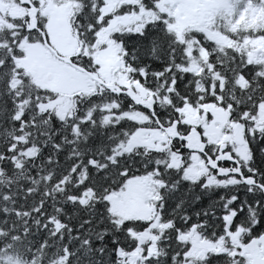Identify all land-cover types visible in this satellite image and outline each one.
<instances>
[{
    "label": "trees",
    "instance_id": "1",
    "mask_svg": "<svg viewBox=\"0 0 264 264\" xmlns=\"http://www.w3.org/2000/svg\"><path fill=\"white\" fill-rule=\"evenodd\" d=\"M3 1L0 264H249L240 246L264 232V189L242 180L207 182L206 174H198L202 159L165 170L173 148L127 144L140 129L180 120L185 104L216 103L243 123L248 174L264 186V121L252 120L264 103V48L255 47L264 44V0H226L211 10L205 28L213 27L223 40L205 28L179 30L172 7L162 0L123 2L108 13V0H35L41 8L51 4L65 11L79 43L69 58L99 78L93 47L100 31L115 15L144 11L142 25L118 24L109 32L130 85L101 77L113 88L96 81L88 91L69 94L72 108L65 116L43 107L60 94L41 87L19 62L26 43L44 42L45 17L38 22L42 31H29L26 13L11 12L19 3ZM134 82L153 94L155 115L132 98ZM189 126L181 123L179 131ZM171 142H183V156L191 154L183 138ZM147 172L162 179V186L153 185L160 198V225L154 227L145 217L123 216L110 198L128 179ZM191 229L219 249L192 253V239L184 236ZM145 230L154 238L140 240Z\"/></svg>",
    "mask_w": 264,
    "mask_h": 264
},
{
    "label": "rangeland",
    "instance_id": "2",
    "mask_svg": "<svg viewBox=\"0 0 264 264\" xmlns=\"http://www.w3.org/2000/svg\"><path fill=\"white\" fill-rule=\"evenodd\" d=\"M128 1L134 0H108L103 12H112L123 2ZM40 2H43V0H40ZM165 3L170 4L172 7L175 16V26L179 30L186 26L193 28H205L209 26L206 20L208 13L217 7L227 5L226 0H162L161 4L163 5ZM5 6V2L0 0V7ZM45 9V14L48 17L44 28L47 39L46 41L43 40V43H26V55L19 59V62L20 65L29 71L31 76L41 85V87L50 88L60 94L59 98L46 102L43 107L56 109L58 115L65 116L67 113L69 114L71 112L72 108L68 95L77 90L88 91L91 88L96 87V81L99 79L96 74L91 73L90 75H87L83 70L75 66V64L71 65L65 63L64 60L62 61V59L56 57V55H61L65 58L67 55L74 54L78 50L79 43L72 32L65 11L59 8H54L51 4H47ZM11 12L16 15L25 12V8L21 5H14ZM143 14L144 11H141V13H125L121 16L115 15L110 21V24L100 31L97 43L93 47V56L95 61L99 64L100 78L102 77L104 81L123 86L130 85L128 75L124 71L125 65L120 54V46L110 37L109 32L111 28L116 27L118 24H125L127 26L142 25L144 18ZM212 28L213 27L210 26L205 28V30L210 36L223 40L224 35L214 31ZM45 42H49L54 51H52ZM255 47L258 51H262L264 44L260 40ZM41 65L46 66L47 70L52 72L53 76L51 79L45 78V75L42 77L38 75V67ZM43 77L45 79H43ZM134 88L136 91L131 92L133 95L132 98L141 105H143L144 100L153 95L150 94L140 83L134 82ZM151 113L155 115L154 109ZM179 113V124L185 123L190 125L187 128V131L192 126L197 129L201 128L209 142L219 143L220 145L225 143L233 144L235 151H220L223 153L229 152L230 155L236 159V161L230 159L227 160L238 163V157L231 152L238 154L241 159H248V142L243 123L241 121L231 120L228 108L222 107L216 103H201L199 105L185 104L179 110ZM154 117L158 121V118L156 116ZM252 120L254 121V125H259L264 121V103H261L258 106L256 113L252 116ZM170 125L171 124L165 127V129L162 125L161 127H154L152 129L138 130L131 140L128 141L127 148H131L133 145L140 143L145 144V142L151 143L152 146L161 145L162 148L167 147L168 145H165V143L170 141ZM236 128L243 131L246 139L245 143L238 144L233 140V133ZM198 130L200 132V129ZM180 133L182 135L186 134L183 132ZM213 133H215V136H213ZM202 139L204 140L203 136ZM206 146L207 144L205 141L204 153L206 152ZM196 152L200 153L198 151ZM172 154H174L172 159L173 163L190 160L191 157H193V159L190 160L191 164L198 162L197 158H194L196 157V153L194 152L192 155L186 154L182 158H180L178 151H173ZM218 154H216L214 158ZM188 169L189 167L186 168V171H188ZM192 171L194 172V169H192ZM198 174L208 175L203 163L200 164ZM247 176H253L255 178L252 174H248ZM204 177L207 180V176L204 175ZM244 178L242 180L243 182ZM255 184L260 186L261 189H264L262 188L264 186L259 184L256 181V178ZM150 188L151 183L147 177L137 176L130 178L119 191L110 196L112 207L123 216L145 217L150 221L151 227L159 226L160 222L158 217H156L157 214L155 209L152 207V204H150V199L152 197ZM150 235H153L154 238V232L150 233L148 230H145V232L139 234V237L140 240H143ZM184 236L192 239V253L204 254L208 249H219V247H215L214 244L209 245V242L202 239L193 229ZM154 249L155 247L152 245L150 252ZM139 252V249L133 251L131 254L133 260L139 256Z\"/></svg>",
    "mask_w": 264,
    "mask_h": 264
},
{
    "label": "water",
    "instance_id": "3",
    "mask_svg": "<svg viewBox=\"0 0 264 264\" xmlns=\"http://www.w3.org/2000/svg\"><path fill=\"white\" fill-rule=\"evenodd\" d=\"M22 5H28L27 8V16H28V30L33 31L35 29H39L38 27V11L39 6H37L32 0H18ZM45 12V11H44ZM44 41H46L47 37L45 33L42 34ZM48 47L51 48L50 44L48 42H45ZM51 50L54 51L52 48ZM81 70L86 72L87 74H91L89 71H86L84 68L79 67ZM38 75L42 77L45 75V78L51 79L53 74L52 72L48 71L46 66L41 65L38 67ZM43 77V79H45ZM107 87L113 88L111 84H106ZM120 90L119 87H117L118 91ZM127 92V91H125ZM133 97V95L131 94ZM155 98L154 96H149L146 100L143 101V105L147 108H152L154 106ZM178 119H174L170 125V139L174 140L179 137H183L185 139V146L190 151H198L200 153H204L205 149V141L202 139L201 133L196 127H190L189 130L186 132L185 135H181L179 128H178ZM213 136H215V133H213ZM233 140L238 144L245 143V135L243 131L239 128H236L233 133ZM221 159H230L233 161H236L235 158H233L229 152H220L213 161L211 160L210 166L214 167L218 164V161ZM236 170H239V166L236 168ZM218 171L221 174H225L229 171L227 168L218 167ZM244 182L247 185L255 184V178L253 176H247L244 178ZM264 188V187H262ZM241 251L243 254H245L249 258V264H264V232L259 234L258 236H253L247 241H245L241 245Z\"/></svg>",
    "mask_w": 264,
    "mask_h": 264
},
{
    "label": "flooded vegetation",
    "instance_id": "4",
    "mask_svg": "<svg viewBox=\"0 0 264 264\" xmlns=\"http://www.w3.org/2000/svg\"><path fill=\"white\" fill-rule=\"evenodd\" d=\"M32 1L36 4L35 0H32ZM38 6H39V8L41 7L39 3H38ZM23 7L25 8V12L27 14L28 5H23ZM44 11L45 10L43 8L39 9L38 22H39L41 17L42 18L45 17V21H44V28H45V23H46L47 16H44V15H46ZM46 31H47V27H46ZM56 57L59 58V59H62V61L64 60L65 63H69L71 65H73V63H74L69 58L70 55H67L65 58H63L64 56H61V55H59V56L56 55ZM161 126L162 125L160 124L158 127H161ZM145 129H149V128H145ZM164 129H165V126H164ZM198 129H200L201 135L203 136L204 140L206 141L207 146H206V152L205 153L194 152V153H196V157H194V158L195 159L197 158V160L202 159L204 161L203 164L205 165V169L208 172L207 181H214V180L217 179L219 182L227 184V183L234 182V181H237V180H243V178L248 175V171H249V166H248V163H247V159H245V158L241 159V158H239L238 154L231 152L233 155H235V156H237L239 158V159L237 158L238 163L230 161V160H227V159H221L219 161V163L217 165H215L214 167L210 166L211 160L213 161L214 156L216 154H218L220 151H231V150L235 151L234 150V146L231 143H225V144H221V145L219 143H211V142H209L207 140L206 136L203 134V129H201V128H198ZM182 144H183V142H171V141H169V142L165 143V145H168L165 148H168V147L173 148V151H178L180 158H182L183 155H184L183 154L184 151H182L180 149ZM145 146L148 147V148L164 149V148L161 147V145L152 146V144L149 143V142H145ZM173 151H172V153H173ZM180 152H182V153H180ZM190 153H191V155L193 154V152H190ZM173 157H174V154H171L170 161L168 162L167 167L165 168V170H168L170 168L179 169V167L181 166V163H182L181 161L178 162V163H173L172 162ZM192 159H193V157L190 158V160H192ZM238 166H239V170H236V168ZM218 167L227 168V169H229V171L227 173H225V174H221L218 171ZM145 177H147L149 179V182L151 183L150 192H151V196L152 197L150 199V204H152V207L155 209V212H156V210L158 208L157 207V204H158L157 202H158V200L160 198L156 195V191L154 190L153 185L157 184L159 186H162V179L155 180L152 177V174L150 172H147L145 174ZM156 217H158V219H159V216H156ZM163 225H166V223H163Z\"/></svg>",
    "mask_w": 264,
    "mask_h": 264
},
{
    "label": "clouds",
    "instance_id": "5",
    "mask_svg": "<svg viewBox=\"0 0 264 264\" xmlns=\"http://www.w3.org/2000/svg\"><path fill=\"white\" fill-rule=\"evenodd\" d=\"M37 5V4H36ZM38 6V5H37ZM28 17V16H27ZM64 58V57H63ZM73 64H75V63H73ZM75 66H77L78 68L79 67H81V66H79V65H77V64H75ZM83 68V67H82ZM87 71V70H86ZM90 72V71H89ZM86 73V72H85ZM91 73V72H90ZM87 74V73H86ZM88 75H90V74H88ZM98 81H100L102 84H105L106 85V83L101 79V78H99L98 77ZM187 132V131H186ZM185 133V132H184ZM250 239V238H249ZM208 241V240H207ZM247 241V240H246ZM209 242V245H212L213 243L211 242V241H208ZM242 245V244H241ZM240 249H241V246H240ZM242 252V251H241ZM248 260H249V258H248Z\"/></svg>",
    "mask_w": 264,
    "mask_h": 264
},
{
    "label": "bare ground",
    "instance_id": "6",
    "mask_svg": "<svg viewBox=\"0 0 264 264\" xmlns=\"http://www.w3.org/2000/svg\"><path fill=\"white\" fill-rule=\"evenodd\" d=\"M151 110V109H150ZM152 111V110H151ZM178 128H179V123H178ZM181 134V133H180ZM182 135V134H181ZM179 138H183V137H179ZM184 139V138H183ZM171 140V139H170ZM172 141V140H171ZM184 142H185V139H184ZM184 147L186 148L185 146V143H184ZM189 150V149H188ZM190 151V150H189ZM191 152H196V151H191Z\"/></svg>",
    "mask_w": 264,
    "mask_h": 264
}]
</instances>
